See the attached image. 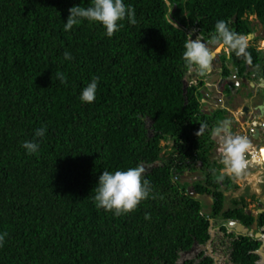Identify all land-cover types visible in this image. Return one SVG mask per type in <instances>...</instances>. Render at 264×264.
<instances>
[{
    "label": "trees",
    "instance_id": "obj_1",
    "mask_svg": "<svg viewBox=\"0 0 264 264\" xmlns=\"http://www.w3.org/2000/svg\"><path fill=\"white\" fill-rule=\"evenodd\" d=\"M123 3L135 9L136 23L118 21L123 27L109 38L102 24L86 19L64 31L68 10L91 0H0V233L8 234L0 264H177L193 243L209 239V219L253 222L242 209L223 211L220 163L207 161V185L193 188L211 195L208 214L175 177L194 170L193 152L205 159L212 146L209 132L195 133L208 117L196 118L190 89L182 94L187 30L210 32L235 16L237 32L249 33L240 19L253 15L264 26V0ZM93 77L96 99L82 102ZM41 127L38 152L29 155L22 144ZM138 165L146 169L149 198L119 217L98 209L94 188L103 171ZM221 185L237 189L230 177ZM258 219L263 226L264 214ZM231 243L235 264H254L253 239ZM181 264L212 260L200 255Z\"/></svg>",
    "mask_w": 264,
    "mask_h": 264
},
{
    "label": "flooded vegetation",
    "instance_id": "obj_2",
    "mask_svg": "<svg viewBox=\"0 0 264 264\" xmlns=\"http://www.w3.org/2000/svg\"><path fill=\"white\" fill-rule=\"evenodd\" d=\"M243 19H247V27L251 30V32L246 33L250 36L247 51L252 58L251 64H248L243 58L236 57L235 53H232L229 57L223 49H220L212 62L211 73L201 77L195 72L186 71L182 77V94L185 95L187 90L190 89L189 100L198 108L196 118L208 117L205 120L207 121L205 132H209V142L212 146L205 159L202 158L203 155L199 156V154L193 152L192 159L195 160L189 161L188 164L194 170L184 171L179 177H175V180L180 183H187L186 191L192 190L198 183L203 186L207 185L206 180L209 173L201 172V168L206 165L207 161L213 165L219 164L218 142L210 136V131L220 121H228L230 131L233 134L246 136L251 142V148L246 153L249 166L241 178L233 179L237 189L231 194H237L239 197L230 200L236 199L239 204L230 206L227 209H242L247 216L253 218V222L247 229L253 233L252 237L248 236V238L253 239L257 245L255 250L252 251L256 257L254 264H264V225L259 226L258 224V217L264 214V191L257 192L256 189L257 185L263 187V189L264 186L259 183V177L256 179L250 176L257 174L261 167L264 169V164L260 159L259 161L252 160L254 154L259 155L262 148L264 149V26L253 15L240 20ZM236 22L235 16L227 22L230 30L235 32L238 31V28L235 27ZM242 27L244 26L241 25L240 28ZM244 28L241 29L243 32H245ZM193 30L195 31L193 32ZM213 30L201 32L200 28L191 27V30H187V35L192 32L193 39L200 35L204 40H207ZM186 102L187 100H185ZM197 126L199 129V122H197ZM189 159L191 158H188L187 161ZM222 167L221 165L218 168L219 175H221ZM224 177L229 176L225 175ZM248 179L254 185L249 184ZM240 181L243 187L240 186ZM196 182L198 183L195 184ZM221 183L222 180L219 186L224 197L229 196ZM195 195L197 197H211L210 194L205 192L200 195L195 193ZM212 226L213 232H209L210 237L206 243L204 245L195 243V247L191 252L190 249L184 255L181 253L177 264H181L184 260L198 258L200 255L202 259L205 257L210 258L212 264H235L231 257L233 249L231 242L244 236H238L234 230L229 232V221L219 222L218 224L215 221ZM256 233L261 236L255 237Z\"/></svg>",
    "mask_w": 264,
    "mask_h": 264
},
{
    "label": "clouds",
    "instance_id": "obj_3",
    "mask_svg": "<svg viewBox=\"0 0 264 264\" xmlns=\"http://www.w3.org/2000/svg\"><path fill=\"white\" fill-rule=\"evenodd\" d=\"M68 11L70 15L67 18V22L64 23V31L71 30L74 25H79L82 20L86 19L90 22H98L102 24L106 29V35L111 38L113 34L118 31L119 27H123L122 24H118V21H123L127 18L130 24L136 23L135 9L130 5L126 6L123 3V0H91V5L86 8L73 6ZM169 22L175 25L170 17ZM194 31L195 30H193V32ZM192 36V32L187 35L184 43L185 51L182 54V59L188 72H195L201 77L211 73L212 62L216 57L217 51L220 49H223L229 57L232 53H235L236 57L243 58L248 64L252 63L251 55L247 51L250 36L230 30L225 20H218L216 22L215 29L212 33H210L207 40H204L200 35H197L195 39H193ZM64 59L71 60V54L69 52H65ZM56 78L61 83L67 82V77L62 72L58 71L56 73ZM97 85L98 78L93 77L91 82L83 88L81 92L80 99L82 102L92 103L96 99ZM206 129L207 124H200V128L196 132V135L198 137L201 136ZM45 132V127L36 129L33 140L25 141L22 144V147L25 149L27 154L32 155L38 152L40 147L38 138H43ZM210 136L218 142L219 146V163L223 166L221 169L220 179L222 180L223 177L227 175L234 183L233 179L241 178L249 166L248 160L246 159V153L251 148L250 140L246 136L233 134L230 131V125L226 120L220 121L217 126L213 127L210 131ZM164 143L167 146L171 145L169 142ZM259 159L261 162L264 161V152H262L261 155L260 153L259 155L254 154V157L252 158L254 161H259ZM153 166L155 167L157 165L153 164ZM260 170L264 172L262 167ZM145 172L146 169L142 165L128 168L123 171L117 170L114 173L106 170L103 171V173L99 176L97 186L94 188L95 195L93 200L95 206L98 209L102 208L105 211L112 212L117 217L134 211L141 201L149 198L152 192L150 181L142 179ZM259 182L264 186V173ZM189 192L195 195L193 189H190ZM232 192L234 191H227L226 194L228 193L229 195ZM195 198L197 199V196ZM209 198L210 204L208 207H210L212 203V197ZM225 199L226 197H224V203ZM203 205L204 208L207 207L204 203ZM227 210L228 209L224 208L223 204V211ZM209 212L210 209L208 212L204 213L208 214ZM150 218V214L145 213V219L148 220ZM216 219H209L210 225L208 232L212 231V224L215 221H217V224L225 221H229V224H231L234 221H238L242 226H244L239 220H225L222 218ZM244 227L247 229L246 226ZM228 230L230 232L233 231L234 228L229 227ZM234 232L236 233L235 230ZM7 235V232L0 233V246H3L4 239ZM237 235L243 236L239 234ZM244 237L248 238L247 235ZM184 254L185 253L182 255Z\"/></svg>",
    "mask_w": 264,
    "mask_h": 264
},
{
    "label": "water",
    "instance_id": "obj_4",
    "mask_svg": "<svg viewBox=\"0 0 264 264\" xmlns=\"http://www.w3.org/2000/svg\"><path fill=\"white\" fill-rule=\"evenodd\" d=\"M174 11H175V7L173 8L172 12H174ZM262 152H264V149H263V148H262V150L260 151V155H261ZM261 158H262V157H261ZM263 162H264V161H263ZM187 193H188L191 197H193V198L196 197L193 193H190L189 190H188ZM229 227L234 228V230L236 231V233L239 234V235H243V236H246V235H247V236H252V235H253L252 232H249V230L246 229L244 226H242L238 221H234V222H232L231 224H229ZM260 236H261V235H260L259 233H256V234H255V237H260ZM194 247H195V243L192 245L190 252L194 249ZM190 252H189V253H190ZM183 258H184V256H183Z\"/></svg>",
    "mask_w": 264,
    "mask_h": 264
},
{
    "label": "rangeland",
    "instance_id": "obj_5",
    "mask_svg": "<svg viewBox=\"0 0 264 264\" xmlns=\"http://www.w3.org/2000/svg\"><path fill=\"white\" fill-rule=\"evenodd\" d=\"M161 146H165V143L164 142H161ZM166 150L168 151V149H166ZM164 152H165V150L163 151V153ZM248 182H249V184H253V183H251V181L249 179H248ZM241 183L242 182L240 181V186L243 187V184H241ZM238 197H239V195H237V194H229V196H227L226 199H225L224 208H229L230 206H232L230 204V201H231L230 199H232V198H238ZM197 199L201 200L202 203H204L205 206H207L206 208H203V211L204 212H208L209 211L208 206L210 204V198L204 196V197H197Z\"/></svg>",
    "mask_w": 264,
    "mask_h": 264
},
{
    "label": "crops",
    "instance_id": "obj_6",
    "mask_svg": "<svg viewBox=\"0 0 264 264\" xmlns=\"http://www.w3.org/2000/svg\"><path fill=\"white\" fill-rule=\"evenodd\" d=\"M263 173L264 172L262 170H260L259 172H257V174H253V175H250V176H251V178L253 177V178H256V179L259 177L258 181H260V178L262 177ZM252 185H254V184H252ZM256 189H257V192L258 191H262V192L264 191L263 187L258 186V185H257V188Z\"/></svg>",
    "mask_w": 264,
    "mask_h": 264
}]
</instances>
